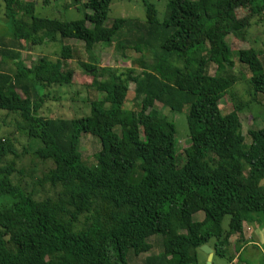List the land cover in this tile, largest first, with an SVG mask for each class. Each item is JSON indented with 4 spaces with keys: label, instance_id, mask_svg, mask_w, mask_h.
<instances>
[{
    "label": "trees",
    "instance_id": "1",
    "mask_svg": "<svg viewBox=\"0 0 264 264\" xmlns=\"http://www.w3.org/2000/svg\"><path fill=\"white\" fill-rule=\"evenodd\" d=\"M0 1L9 34L0 54L10 60L9 73L0 72V111L18 116L15 127L31 143L18 153L9 135L0 138V264H126L129 251L138 256L150 250L147 239L155 234L163 236V251L145 264H197L200 246L211 242L214 255L224 257L229 238L251 213L264 219V127L248 129L245 144L238 115L247 105L232 101L227 114L219 109L224 96L235 98L233 52L225 38L244 40L250 17L264 22V0H246L251 14L242 19L229 0H168L162 21L154 5L144 3V20L117 18L109 26L111 0H83L88 13L68 22L37 17L40 0ZM70 1L77 6L82 0ZM46 38L73 39L88 53L121 39L155 60L125 79L104 69L106 82L95 79L96 58L81 63L104 98L90 103L87 116L44 117L38 109L45 91L70 84L64 63L73 59V49L63 45L54 61L41 56L24 66L20 51ZM236 61L250 73L251 97H264V49L237 51ZM129 82L139 103L126 113ZM156 102L170 112L187 107L189 145L180 164L174 125L153 108ZM83 134L100 145L90 167L79 151ZM24 154L51 164L29 188L23 180L28 173L16 168ZM43 183L52 195H42ZM198 212L203 217L194 220Z\"/></svg>",
    "mask_w": 264,
    "mask_h": 264
},
{
    "label": "rangeland",
    "instance_id": "2",
    "mask_svg": "<svg viewBox=\"0 0 264 264\" xmlns=\"http://www.w3.org/2000/svg\"><path fill=\"white\" fill-rule=\"evenodd\" d=\"M82 2L77 6L70 5V0H47L45 3L40 0L42 5H38L40 8L35 9V15L41 18L57 19L63 22L77 21L84 18V14L88 13L82 7ZM168 0H111L109 5V12L107 14V20L105 26H109L114 19L124 18L129 21L144 20V3L153 4L157 11V18L162 21L166 14V4ZM233 6L234 14L237 19L250 17L251 7L246 0H229ZM46 43L39 45H30L28 48L23 49L19 53V58L23 62L24 66H30L39 57L46 56L49 60L54 61L57 55L60 53V49L63 45H68L73 49L72 60L64 63V70H70L72 77L70 84L67 86H55L45 91L47 98L44 99L38 114L44 117H58L62 119H73L87 116L89 114L90 103L93 101H100L104 98V93L97 91V89L91 86L93 76L89 71L83 70L80 66L81 63H90L92 58H96V81L106 82L109 79V73H113L115 76L125 79V76L132 72V76L140 73L146 66L152 64L155 60V56L151 53L144 51L143 56L137 53L129 45H121L122 40L116 39L110 45L97 44L93 46L91 53L85 51L83 44L73 39H58L55 42L45 39ZM226 43L233 52L234 67L231 73L235 76L236 82L232 86V92L235 96L234 99L228 95L224 96L219 101V109L222 114H227L231 111L232 101H240L247 105L242 113L238 115L241 133L244 136V143H249V137L247 130L250 128H263L264 127V97L257 94L253 99L248 90L247 79L250 73L246 67L242 66L236 61V52L240 50H246L253 48L257 51L264 49V22L258 20V17H250V26L246 31L245 39L235 38L232 35H228ZM176 66H181V62L178 60H172ZM105 69L107 71H102ZM208 74L213 75L215 72V66L211 65L208 68ZM21 97L24 94L19 92ZM139 98L135 99L134 85L133 83H127V93L123 104V109L126 113H131L137 110ZM107 107V104L105 105ZM153 108L159 113L160 116L166 118L172 122L175 128V140H176V152H177V164L182 162L183 150L189 145L188 127L186 123L187 107H184L178 112H170L169 109L159 103H155ZM18 119V116L13 114H6L4 111H0V138L5 139L7 135L12 138L15 150L22 152L23 146L27 147L31 143L25 137H22L17 131L14 122ZM35 142V141H33ZM35 144L32 145L34 147ZM100 145L97 139L93 138L90 134H83L80 138L79 151L82 155L83 161L87 166L95 163L94 156L99 151ZM51 166L50 163L43 165L39 161L33 159L30 155L24 154L16 164L17 169L23 170L28 173L23 180L30 185L35 184V177H40L46 168ZM30 168H32L31 177H29ZM18 175H14L12 182L16 181ZM264 184V182H262ZM44 184L41 190L45 192L42 195H52L53 190L50 189L48 184ZM202 213L198 212L192 216L194 220H201ZM83 219L80 218L77 223L78 229L84 226ZM229 217L225 215L221 222L222 229L226 230L228 226ZM179 231L184 232V229ZM238 234V233H237ZM163 236L155 234L147 239V242L151 245L148 252L141 253L138 256H134L131 251L126 255V264H145V259L151 255H157L163 251L162 246ZM211 246V245H210ZM228 249V248H227ZM198 264H230L228 263L230 258L227 254L224 257H218L214 255L211 261L205 260L204 254L200 251L197 252ZM244 257V255H243ZM241 256V258H243ZM251 263V261H250Z\"/></svg>",
    "mask_w": 264,
    "mask_h": 264
},
{
    "label": "crops",
    "instance_id": "3",
    "mask_svg": "<svg viewBox=\"0 0 264 264\" xmlns=\"http://www.w3.org/2000/svg\"><path fill=\"white\" fill-rule=\"evenodd\" d=\"M8 41L7 18L0 1V49H7ZM9 66L10 60L8 53L2 52L0 54V72L9 73ZM206 245L212 250L210 246L211 242ZM227 248L228 258L231 259L228 261L230 264H264V219L261 215L258 213H251L250 218L243 222L241 232L229 238ZM199 251L204 254L206 260L207 254L200 249ZM213 256L214 253L212 251L210 261ZM241 256L243 258H241Z\"/></svg>",
    "mask_w": 264,
    "mask_h": 264
},
{
    "label": "water",
    "instance_id": "4",
    "mask_svg": "<svg viewBox=\"0 0 264 264\" xmlns=\"http://www.w3.org/2000/svg\"><path fill=\"white\" fill-rule=\"evenodd\" d=\"M199 249L207 254V260L210 261L212 250L207 245H202L199 247Z\"/></svg>",
    "mask_w": 264,
    "mask_h": 264
}]
</instances>
